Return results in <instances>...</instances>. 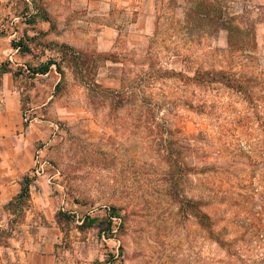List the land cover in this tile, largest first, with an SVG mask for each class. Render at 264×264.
<instances>
[{
  "label": "rangeland",
  "instance_id": "1",
  "mask_svg": "<svg viewBox=\"0 0 264 264\" xmlns=\"http://www.w3.org/2000/svg\"><path fill=\"white\" fill-rule=\"evenodd\" d=\"M50 1L62 16L86 15L84 0H33L39 12L0 0V63L10 70L0 74V110L14 92L32 123V173L44 163L36 195L64 213L60 255L264 264V0H209L211 20L204 10L187 16L198 0H93L96 25H119L106 52L96 25H50L72 31L71 45L35 31ZM49 60L47 72H32ZM14 201L12 229L30 206ZM109 207L118 218L102 238Z\"/></svg>",
  "mask_w": 264,
  "mask_h": 264
},
{
  "label": "crops",
  "instance_id": "2",
  "mask_svg": "<svg viewBox=\"0 0 264 264\" xmlns=\"http://www.w3.org/2000/svg\"><path fill=\"white\" fill-rule=\"evenodd\" d=\"M90 2L93 0H84L83 8L87 10L86 15L78 18L60 15L62 9H57L53 1L45 3L49 6V14L46 15L48 20L40 15L32 27L37 32L49 29V36L60 43L75 44L77 41L72 31L67 30L64 34L60 32L59 37L57 32H52L50 25L59 29H71L75 26L82 29L95 26L96 19L88 17L89 8L92 6ZM97 6L99 4L95 7L93 5L92 8L97 9ZM110 6L113 5L107 4V13L98 12L100 14L98 18L101 17L104 21L105 16L110 14ZM35 11L39 12L40 7H36ZM96 26L100 28L96 39L97 50L109 51L115 42L119 25L102 22ZM133 32L141 37L143 29L136 27ZM79 36L84 37L85 34L79 33ZM8 96L9 99L6 98L5 102L8 101L9 105L1 107L0 110V264H74L59 253V244L62 241L60 224L55 219V212L47 207L44 208L42 197H37L40 187L35 181L29 186L30 206L25 212V219L15 229L9 228L11 214L6 210V205L19 193L21 178L32 171L33 163L29 160L35 145L31 135L32 123L28 124L25 120L27 112H23L21 102L14 97V92L13 95L10 92Z\"/></svg>",
  "mask_w": 264,
  "mask_h": 264
},
{
  "label": "trees",
  "instance_id": "3",
  "mask_svg": "<svg viewBox=\"0 0 264 264\" xmlns=\"http://www.w3.org/2000/svg\"><path fill=\"white\" fill-rule=\"evenodd\" d=\"M193 4L194 5H192V3L187 7V9L185 10V11H188V14H187V16L188 17H190V14H192L193 13V15L196 13V12H198V11H200V10H202V12H203V10H204V18L205 19H208V20H211L210 19V17H211V14H210V12H209V8H210V4L211 3H209V0H198V1H195V2H193ZM213 5V4H212ZM192 9H194V10H192ZM206 10V11H205ZM45 19H47V17L45 16ZM220 20V19H219ZM222 20V19H221ZM225 21V20H224ZM18 47H19V45H18ZM69 50H71L72 51V53L74 54V53H76L72 48H70V47H67ZM73 62H74V64L76 65V66H78V64L81 62V57L79 56V55H77V56H74L73 57ZM84 62V61H83ZM52 63H54L53 61H47L45 64H43V65H41L40 67H38L37 69H33L32 70V72H34V73H45V72H47L48 70H49V68H50V65L52 64ZM10 70H9V68L7 67V63H5V62H1L0 63V74H4V73H7V72H9ZM25 126L27 125L26 123L24 124ZM35 173L33 172L32 173V171H31V173H28V174H26V175H24L22 178H21V180H20V185H21V187H20V191H19V193L17 194V196L11 201V202H9L8 203V205H12L13 204V201L14 202H21L22 200H23V202L24 201H28L29 200V197H30V194H29V186H30V184L33 182V180H34V178H35ZM64 213H61V212H57L56 214H55V219H56V221L58 222V223H60V216L61 215H63ZM197 216H198V218H199V220H200V222L204 225L205 224V222H206V220H208V216L205 214V213H203V212H201V211H198L197 213ZM112 217H115V218H118V216L116 215V213L109 207V209H108V211H107V215H106V219L103 221L104 223H106V227H102L101 229H100V234L102 233V232H104L105 233V229H108V232L111 230V228L110 227H112L113 226V221H112ZM67 218H69L68 217V215H67ZM88 222H92V220H89L88 219V217L86 216V217H84L82 220H81V224H86V223H88ZM103 222L101 223L102 225H103ZM112 225V226H111ZM9 228H11V225H9ZM9 233V232H8ZM7 233V234H8Z\"/></svg>",
  "mask_w": 264,
  "mask_h": 264
},
{
  "label": "built area",
  "instance_id": "4",
  "mask_svg": "<svg viewBox=\"0 0 264 264\" xmlns=\"http://www.w3.org/2000/svg\"><path fill=\"white\" fill-rule=\"evenodd\" d=\"M23 1H24L28 6H30L31 8L36 9L33 0H23ZM25 120H27V115L25 116ZM38 154H39V151H37L36 157H38ZM43 165H44L43 162H39L38 165L34 168L33 172H34L36 175H38L40 172L43 171ZM116 220H117V218L112 217V221H113V223H116ZM111 231L114 232V231H115V228H112ZM104 234H105L104 232L101 233V237H102V238L105 237Z\"/></svg>",
  "mask_w": 264,
  "mask_h": 264
}]
</instances>
